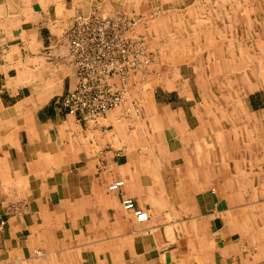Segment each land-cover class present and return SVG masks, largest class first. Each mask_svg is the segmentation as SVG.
Masks as SVG:
<instances>
[{"label":"crops","instance_id":"0c3cea01","mask_svg":"<svg viewBox=\"0 0 264 264\" xmlns=\"http://www.w3.org/2000/svg\"><path fill=\"white\" fill-rule=\"evenodd\" d=\"M93 9L141 16L155 54L98 123L62 104ZM260 205L264 0H0V264H264Z\"/></svg>","mask_w":264,"mask_h":264},{"label":"built area","instance_id":"2783aa9c","mask_svg":"<svg viewBox=\"0 0 264 264\" xmlns=\"http://www.w3.org/2000/svg\"><path fill=\"white\" fill-rule=\"evenodd\" d=\"M142 20L126 11L104 16L96 9L75 18L65 32L76 76L62 102L69 114L98 123L110 110L128 102L136 86L149 81L154 52ZM123 186L124 181L118 180L109 189L120 191ZM122 205L139 222L149 220L148 212L137 207L132 197L123 195Z\"/></svg>","mask_w":264,"mask_h":264},{"label":"rangeland","instance_id":"374dc122","mask_svg":"<svg viewBox=\"0 0 264 264\" xmlns=\"http://www.w3.org/2000/svg\"><path fill=\"white\" fill-rule=\"evenodd\" d=\"M150 29V31H152L151 30V28H149ZM157 36H158V34H156ZM156 41H157V45H156V67L158 68V65L160 64V63H162V64H164L165 62H162V61H160L159 62V60H158V57H157V55L159 56V54H161V51H163V49H165L164 48V40H162V39H157L156 38ZM149 46H150V48H151V38H150V40H149ZM152 46H153V44H152ZM154 47V46H153ZM158 60V61H157ZM154 65H155V54H154V64H153V66H152V72H151V75L149 76V81H144V82H141L140 83V85H138V86H140V90L141 91H139V92H133L132 94H131V97L127 100L128 102H134V100H135V102H136V100H139V99H143V97L142 96H144V98L146 97V96H148V91H145L149 86H151V84H149L150 83V81L151 80H153V77H154V75H155V71H154ZM160 67V66H159ZM157 73V72H156ZM158 74L159 73H157V75H156V77L158 76ZM153 83V82H152ZM138 86H136V87H138ZM135 87V88H136ZM146 88V89H143V88ZM128 102H125L124 104H126V103H128ZM123 104V105H124ZM125 111H128V110H125Z\"/></svg>","mask_w":264,"mask_h":264},{"label":"bare ground","instance_id":"6f19581e","mask_svg":"<svg viewBox=\"0 0 264 264\" xmlns=\"http://www.w3.org/2000/svg\"><path fill=\"white\" fill-rule=\"evenodd\" d=\"M186 31V30H185ZM229 47H232V46H229ZM219 49H221L220 47H219ZM236 49V48H235ZM218 50V49H217ZM238 50V49H237ZM218 53V52H217ZM208 55V54H207ZM210 57V56H209ZM215 59V58H214ZM260 61V60H259ZM219 64V63H218ZM216 65V64H215ZM208 66V65H207ZM206 67V66H205ZM220 69V68H219ZM246 69V68H245ZM258 70V69H257ZM260 71V70H259ZM261 72H262V70H261ZM259 76V75H258ZM261 77V76H260ZM259 77V78H260ZM231 86V85H230ZM247 95V94H246ZM245 95V96H246ZM143 97V96H142ZM203 106V105H202ZM156 110V109H155ZM196 110V109H195ZM243 114V113H242ZM177 118H179L178 116H176ZM232 118V117H231ZM238 118V117H237ZM182 120V119H181ZM198 124V123H197ZM231 124V123H230ZM173 126V125H172ZM182 127V126H181ZM177 128V127H176ZM242 133V132H241ZM244 133V132H243ZM242 133V134H243ZM176 135V134H175ZM180 135V134H179ZM184 135V134H183ZM186 137V136H185ZM199 140V139H198ZM259 140V139H258ZM221 141V140H220ZM211 143V142H210ZM211 145V144H210ZM261 145V144H260ZM213 146V145H212ZM208 147H209V145H208ZM262 147V146H261ZM209 149V148H208ZM214 149V148H213ZM197 150V149H196ZM223 150V149H222ZM209 151V150H208ZM208 153H210V152H208ZM222 154V153H221ZM222 156V155H221ZM248 164V163H247Z\"/></svg>","mask_w":264,"mask_h":264}]
</instances>
